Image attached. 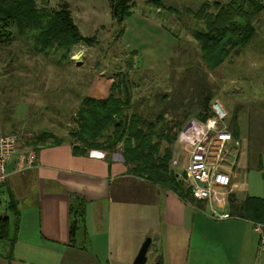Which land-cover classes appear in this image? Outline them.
<instances>
[{
    "label": "rangeland",
    "instance_id": "rangeland-1",
    "mask_svg": "<svg viewBox=\"0 0 264 264\" xmlns=\"http://www.w3.org/2000/svg\"><path fill=\"white\" fill-rule=\"evenodd\" d=\"M130 2L131 17L118 22L109 0H36L40 9L68 7L81 35L69 50H44L36 35L16 26L0 32V135H16L21 149L41 135L46 145L66 141L124 161L135 145L131 128L136 113L152 119L179 96L188 119L177 140L189 121L204 120L197 104L202 86L212 97L209 109L214 102L225 103L230 129H243L231 151V156L240 154L234 164L242 169L240 194L263 195L264 115H255L264 113V94L245 75L214 73L217 68L204 63L208 57L195 38L207 27L199 13L206 2L211 15L229 0ZM142 17L156 23L151 26ZM87 100L107 109L100 106L96 114ZM176 140L171 146L161 143L157 161L168 150L172 156Z\"/></svg>",
    "mask_w": 264,
    "mask_h": 264
},
{
    "label": "crops",
    "instance_id": "crops-1",
    "mask_svg": "<svg viewBox=\"0 0 264 264\" xmlns=\"http://www.w3.org/2000/svg\"><path fill=\"white\" fill-rule=\"evenodd\" d=\"M241 1L215 6V13L223 7L238 9L229 24L249 25L253 33L214 73L222 78L245 75L264 94V10L249 0L236 3ZM142 18L151 26L156 23ZM223 107L227 110L225 103ZM232 131L240 140L243 129ZM23 151L18 149L8 162L0 190V220L8 219L10 236L16 239L11 249L0 241V264H134L147 239L146 264H264L254 222L230 215L231 199L236 204L247 198L264 201V193L240 194L238 163L221 209L230 218L220 220L211 216L209 204L184 201L127 173L124 161L103 153H82L70 143L48 145L34 151L32 167L20 170Z\"/></svg>",
    "mask_w": 264,
    "mask_h": 264
},
{
    "label": "trees",
    "instance_id": "trees-1",
    "mask_svg": "<svg viewBox=\"0 0 264 264\" xmlns=\"http://www.w3.org/2000/svg\"><path fill=\"white\" fill-rule=\"evenodd\" d=\"M131 0H109L112 16L118 22H124L126 18L131 17ZM253 6L258 7L259 10H263L256 5V0H249ZM236 3H244L241 2ZM208 5V4H206ZM229 5V4H228ZM227 5V6H228ZM240 5V4H239ZM203 7L199 12L200 17H204L203 23L207 25L206 31L202 34H196V41L200 44V48L205 58L204 63L218 68L222 65L229 52L233 49L241 46L249 39L253 33V28L249 25L246 27H239L236 24H229V21L236 14H239L238 9L230 12L228 8H221L216 14H208L207 8ZM160 8V7H159ZM198 13V14H199ZM12 26L19 27L25 31L31 32L36 35L39 45L44 50L55 47H62L69 50V48L75 45L81 35L73 21V18L68 10V7H62L59 11L40 9L36 5V0H0V32L7 31ZM208 61H207V60ZM200 96L198 97L197 104L201 107L202 119L206 120L209 117V103L211 96H205V89L201 86ZM175 95V94H174ZM173 95V96H174ZM176 102H171V106L164 108L163 111L152 117V119H146L139 116L137 113L134 115L131 138L135 141V145L127 151L124 156V164L126 166L127 173L143 179L151 184L168 189L174 192L178 197L187 202H194L190 193L186 188L176 179L170 163V151L165 153V156L161 158V161H157V150L161 143L166 140L170 146L176 140L178 131L184 126L187 121L188 113H185L184 103L179 101V96H174ZM195 100V97L192 98ZM164 102V100H163ZM87 108L92 107V110L98 114L97 110L102 106L105 110L107 105L94 104L90 100L86 101ZM193 105L194 102L190 103ZM91 105V106H90ZM189 105V106H190ZM184 108V110H183ZM166 115L170 119L166 118ZM175 133L170 139L172 132ZM157 139V143L153 144V139ZM47 138L42 139L41 135L30 141H25L28 144L26 148L21 149L20 140L17 144L18 149L21 150H33L38 152L40 148L48 145H60L63 143H69L66 141H58L56 143L46 145L44 141ZM88 138H86L87 140ZM72 144V143H70ZM74 145V144H72ZM74 148L82 153L87 151L81 150L78 146L74 145ZM163 161V162H162ZM198 205V202H196ZM10 211L15 217L18 216L15 205L10 204ZM230 215L241 218H247L254 223L264 225V201L258 198H247L243 203L236 204L232 199L230 200ZM74 231L72 226L71 234ZM15 236H10V226L7 218L0 220V241L6 242L10 249L15 244Z\"/></svg>",
    "mask_w": 264,
    "mask_h": 264
},
{
    "label": "built area",
    "instance_id": "built-area-1",
    "mask_svg": "<svg viewBox=\"0 0 264 264\" xmlns=\"http://www.w3.org/2000/svg\"><path fill=\"white\" fill-rule=\"evenodd\" d=\"M257 3L264 10V0ZM209 113L206 120H191L183 128L175 142L170 167L195 202L209 204L211 216L225 220L230 215L221 213V209L232 184L237 158V155L231 156V151L238 142L227 124L224 107L214 102ZM18 142L14 134L0 135V190L7 180V164L18 152ZM35 159L33 150L20 153V170L32 167ZM254 230L259 235V250L264 251V225L254 223Z\"/></svg>",
    "mask_w": 264,
    "mask_h": 264
},
{
    "label": "water",
    "instance_id": "water-1",
    "mask_svg": "<svg viewBox=\"0 0 264 264\" xmlns=\"http://www.w3.org/2000/svg\"><path fill=\"white\" fill-rule=\"evenodd\" d=\"M150 245H151V240L147 239L144 242V244H143V246H142V248H141V250H140V252H139V254H138V256H137V258L135 260V262H134V264H146V262H147V254L149 252Z\"/></svg>",
    "mask_w": 264,
    "mask_h": 264
}]
</instances>
